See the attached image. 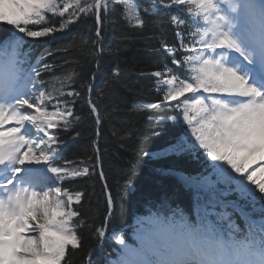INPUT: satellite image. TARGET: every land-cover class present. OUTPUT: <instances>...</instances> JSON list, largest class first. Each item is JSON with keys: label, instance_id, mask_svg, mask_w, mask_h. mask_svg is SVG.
Wrapping results in <instances>:
<instances>
[{"label": "snow or ice", "instance_id": "1", "mask_svg": "<svg viewBox=\"0 0 264 264\" xmlns=\"http://www.w3.org/2000/svg\"><path fill=\"white\" fill-rule=\"evenodd\" d=\"M117 12L140 33L164 16L172 27L174 43L164 29L143 37L157 41L153 51L162 59L158 70L141 72L158 97L141 111L156 127L168 119L187 125L168 152L199 150L216 177L206 180L235 186L254 201L258 192L264 211V0H0V264H72L90 224L83 209L93 181L102 182L106 195L94 235L118 246L107 264H264V220L245 217L241 229L215 206H197L191 215L162 204L137 220L133 243L123 232L109 235L116 198L104 170L105 117L94 78ZM73 25L88 27L81 55L96 71L85 74L80 60L69 59L70 45L46 46L34 63L31 48L20 58L26 42L54 39ZM121 75L117 57L112 80ZM89 121L91 153L68 158L65 151Z\"/></svg>", "mask_w": 264, "mask_h": 264}, {"label": "trees", "instance_id": "2", "mask_svg": "<svg viewBox=\"0 0 264 264\" xmlns=\"http://www.w3.org/2000/svg\"><path fill=\"white\" fill-rule=\"evenodd\" d=\"M143 3V0H141ZM182 14V13H181ZM119 21L108 26L104 46L108 50L101 61L99 71L94 78L96 90H102L101 111L105 117L101 144L107 148L104 156V170L108 174V183L116 198L115 214L108 228V233L123 232L129 243H133L130 233L134 230L132 222L135 217L142 218L156 212L160 205L178 207L186 214L194 215L197 206L212 209L217 213L227 212L241 229L245 226V217L253 222L264 220V211L258 199L242 197L235 186L216 184L206 191L195 189L182 183L176 177L163 175L164 171L180 172L197 181L206 180L211 175L208 167L210 161L197 153L188 152L177 155L168 150L185 136L187 125L173 122L171 119L156 127L143 112L140 105L145 102H157L158 97L153 90V82L141 75V72L158 70L162 57L153 51L157 41L145 42L144 36L159 35L166 30L170 42H175L172 27L167 23V16L161 17L160 23L149 24L144 33H140L122 22L119 12L113 14ZM153 20L154 17H146ZM91 23V21H89ZM89 35L86 25H73L68 32H57L55 38H41L36 42H26L21 49L20 58L31 48L29 61L36 57L46 46L57 44L70 45L69 59H78L85 74L96 71L97 65L90 57L81 55L83 45L80 38ZM3 37H0V44ZM119 59L122 75L113 81L115 61ZM49 59H53L49 57ZM57 65H63L62 56H57ZM67 71V66H64ZM77 71H80L78 68ZM59 74V70L58 73ZM47 78V76L45 77ZM79 107V106H78ZM151 111V110H149ZM88 112L87 108L83 109ZM170 115V114H169ZM128 129L135 131V136L128 134ZM82 137L69 145L65 151L68 158L81 157L91 153L93 126L89 121L81 125ZM191 140L190 133H188ZM167 153V154H165ZM131 165L135 171L131 175L121 174L119 167ZM94 184V188H93ZM127 186V187H126ZM90 192L94 191L90 205L83 211L89 219V227L83 231V247L75 251L72 264H106L109 256L115 257L114 249L118 248L111 239L97 241L94 228H99L104 221L106 195L102 190V182H90ZM215 200L226 201V204L213 203ZM215 219V217H212Z\"/></svg>", "mask_w": 264, "mask_h": 264}, {"label": "water", "instance_id": "3", "mask_svg": "<svg viewBox=\"0 0 264 264\" xmlns=\"http://www.w3.org/2000/svg\"><path fill=\"white\" fill-rule=\"evenodd\" d=\"M163 175H170V176H173V177H176V178H179L181 179V173H178V172H172V171H165L162 173ZM193 183H197L195 181H193ZM193 187H198V185H192Z\"/></svg>", "mask_w": 264, "mask_h": 264}, {"label": "rangeland", "instance_id": "4", "mask_svg": "<svg viewBox=\"0 0 264 264\" xmlns=\"http://www.w3.org/2000/svg\"><path fill=\"white\" fill-rule=\"evenodd\" d=\"M205 184L208 185V186L213 187V185L209 182V180L205 181ZM206 185H205V186H206Z\"/></svg>", "mask_w": 264, "mask_h": 264}, {"label": "bare ground", "instance_id": "5", "mask_svg": "<svg viewBox=\"0 0 264 264\" xmlns=\"http://www.w3.org/2000/svg\"><path fill=\"white\" fill-rule=\"evenodd\" d=\"M187 180V178H185Z\"/></svg>", "mask_w": 264, "mask_h": 264}]
</instances>
